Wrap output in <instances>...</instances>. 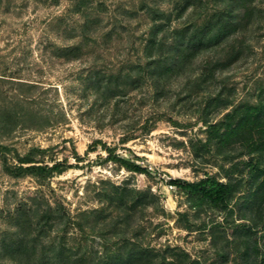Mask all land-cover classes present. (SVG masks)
I'll use <instances>...</instances> for the list:
<instances>
[{
	"label": "rangeland",
	"instance_id": "374dc122",
	"mask_svg": "<svg viewBox=\"0 0 264 264\" xmlns=\"http://www.w3.org/2000/svg\"><path fill=\"white\" fill-rule=\"evenodd\" d=\"M182 1L86 0L92 10L90 19L99 20L95 35L99 38L111 33V40L102 49L84 48L87 54L79 60L64 61L53 56L52 47L81 40L79 26L84 18L82 13L73 12L77 0H0V114L11 129L0 128V144L9 149L5 153L7 165H17L16 155L22 158L31 152L34 162L51 165L66 159L73 165L61 175L40 182L31 177H10L3 171L0 158V234L7 229L9 215L19 201L29 203V198L39 196L52 207L59 204L64 208L72 220L68 241L78 242L83 231L77 224L85 225L86 214L92 227L96 212L107 210L99 195L111 191L113 185L142 193L149 201L143 215L134 213L130 220L143 247L165 255L171 264L238 262L236 231L242 228L237 226L252 224L242 219L252 214L242 206L250 193L247 163L254 162L256 155L246 154L235 144L221 147L219 139L206 146L203 121L215 123L222 131L227 113L239 105L255 103L264 90V0L245 4L252 14L242 22H248L247 26L231 38L239 45L237 62L216 72L207 88L192 90L189 98L182 97L192 88L189 84L184 88V76L171 80L163 100L154 102L151 88L144 82L117 108L111 102L95 104V98L83 91L82 78L92 67L93 57L102 59L95 66L112 69L138 61L142 41L152 26L150 9L171 14V28L180 23L202 25L223 9L227 0H190L192 4L175 19ZM58 20L63 21L59 27ZM72 27L74 36L68 37ZM216 52L220 53L219 48L197 57L188 76H196L200 62ZM208 93L212 97L221 93V99L230 104L212 110L206 107ZM14 110L19 111V120L13 126ZM115 112L118 116L111 119ZM134 123L135 128L130 129L128 125ZM144 123L152 127L148 132L140 129ZM129 136L130 140L123 143L121 139ZM94 140L114 147L117 155L145 167L149 174H133L105 162L100 148L86 156ZM74 152L81 162H75ZM205 176L237 185L225 210L206 205L192 209L184 194L167 185L170 178L191 182ZM150 195L158 197L157 201L149 199ZM101 221L97 220L99 224ZM133 229H127L126 235H134ZM83 230L88 235V250L101 251V241L88 234V229ZM111 242L106 245L114 249ZM221 247L227 254L225 261L217 254Z\"/></svg>",
	"mask_w": 264,
	"mask_h": 264
},
{
	"label": "trees",
	"instance_id": "16d2710c",
	"mask_svg": "<svg viewBox=\"0 0 264 264\" xmlns=\"http://www.w3.org/2000/svg\"><path fill=\"white\" fill-rule=\"evenodd\" d=\"M251 2L253 0L224 1L223 9L211 15L202 25L180 23L174 28L170 27L171 14L150 9L152 26L142 41L138 61L121 63L117 69H112L103 65L95 66L94 64L102 59L98 57L99 55L93 57L92 67L82 78L83 91L95 98V104L99 103L102 106V103L111 102L113 107L117 108L123 98L130 92L141 89L144 82L151 88V98L154 102L163 100L168 96L171 80L184 76L187 79L184 88L187 84L192 88L182 97L189 98L192 90H204L207 84L214 80L216 72L225 70L237 62L240 56L239 45L231 41V38L242 27L247 26L248 22L244 24L242 22L247 21L252 14V10L245 5ZM191 4L190 0H183L181 7L176 11L175 19L181 17ZM90 11L92 10L88 8L86 0H77L73 12L82 13L84 18L79 26L81 40L73 45L52 47L54 57L64 61L79 60L87 54L83 53L84 48L97 50L106 47L111 40V33H105L99 38L95 35L99 20L90 19ZM58 21L59 27L63 21ZM74 30L72 27L67 36H74ZM213 48H219L220 53L216 52L217 54L202 60L199 72L190 78L189 67L193 61ZM183 90L181 88L180 92H184ZM206 96V107L212 110L224 109L230 104L221 99V93L213 97L208 93ZM31 112L29 109L28 113ZM116 112L110 115L111 119L118 116ZM11 113L14 119L12 124L17 125L19 111L14 110ZM1 118L3 115L0 114V128L11 132L4 118ZM159 119L160 117L157 121ZM135 125L129 124L128 127L134 129ZM203 125L207 129L206 146L219 139L221 147L235 144L244 149L246 154L256 155L254 162L247 163L250 193L245 196L242 203V206L252 212L250 217L245 216L242 219L252 224L248 226L247 223H243L244 225L237 226V229L239 227L242 229L236 231L238 257L236 264H264V90L260 92L255 103L239 105L227 113L222 131L220 126L209 121H203ZM151 128L147 123L140 127L142 132H148ZM121 140L124 143L130 140V136ZM97 148L105 153V162L114 163L133 174H149L145 167L117 155L114 147L100 140L92 141L85 155L95 152ZM8 151L7 146L0 144L3 171L12 178L31 177L41 182L73 168L66 159L53 162L51 165L34 162L32 152L22 158L16 155L17 165L9 167L5 157ZM34 151L38 149H33ZM73 155L75 162L82 161L75 152ZM167 185L184 194L192 209H200L206 205L225 210L237 191V185L230 180L222 182L209 176L191 182L170 178ZM133 194V190L112 185L111 191L99 195L107 210L101 209L96 212L92 227L88 223L89 215L85 214L83 218L85 225L77 224L79 231H83L82 236L78 242L72 239V243L68 241L71 238L68 229L72 220L61 205L56 204L52 207L47 200L39 196L29 198V203L19 201L9 215L7 229L0 234V264H171L165 255H159L153 249L143 247L137 242V231L131 226L130 220L134 213L143 215L149 201L145 200L146 196L142 193ZM157 198L150 195L149 199L157 201ZM98 219L102 220L101 225L97 222ZM84 228L88 229V234L93 238L101 241V251H93L92 248L88 250L86 239L88 235H84ZM127 229H133L134 235L129 233L126 235ZM259 231L262 232L258 236ZM110 242L115 246L114 249L107 246ZM217 254L222 261L227 259L224 247H221Z\"/></svg>",
	"mask_w": 264,
	"mask_h": 264
}]
</instances>
